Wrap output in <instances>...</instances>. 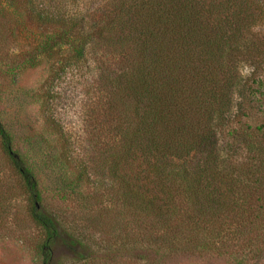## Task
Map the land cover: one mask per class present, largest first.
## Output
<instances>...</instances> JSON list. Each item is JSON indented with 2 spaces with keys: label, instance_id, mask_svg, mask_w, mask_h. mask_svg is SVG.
<instances>
[{
  "label": "trees",
  "instance_id": "trees-1",
  "mask_svg": "<svg viewBox=\"0 0 264 264\" xmlns=\"http://www.w3.org/2000/svg\"><path fill=\"white\" fill-rule=\"evenodd\" d=\"M19 2L28 23L56 37L51 49L71 47L62 68L97 50L105 54L99 125L109 140L99 146L98 164L74 160L59 122L45 115L43 123L58 137L59 163L91 190L81 209L94 217L82 219L106 247L94 251L77 226L44 209L38 182L1 120L0 153L16 184L9 177L14 186L4 192L0 185V227L6 203L24 194L43 233L41 264H63L53 256L57 247L75 264H98L137 246L147 256L264 249V122L242 121L244 103L228 119L234 95L264 101V93L240 85L238 71L259 57L249 36L261 1L105 0L92 10L63 12ZM194 154L201 155L198 164L183 165ZM135 164L142 168L131 174Z\"/></svg>",
  "mask_w": 264,
  "mask_h": 264
},
{
  "label": "rangeland",
  "instance_id": "rangeland-1",
  "mask_svg": "<svg viewBox=\"0 0 264 264\" xmlns=\"http://www.w3.org/2000/svg\"><path fill=\"white\" fill-rule=\"evenodd\" d=\"M34 1L35 5L49 11L60 9L62 12L92 10L105 2ZM260 1L259 11L253 12L254 23L249 36L259 48V57L256 62L241 63L238 71L240 85L247 84L253 91L258 89L264 93V0ZM19 3V0H0V120L13 136V148L23 156L38 182L44 209L68 226H77L76 231L85 245L96 252L105 251L102 234L82 219L86 213L90 218L94 217V214L81 209L82 197L90 195L88 192L91 190L87 192L84 186L77 184L71 171L59 163L58 137L43 123L45 115L59 122L69 140L74 160L88 163L90 167L98 164L99 146L109 140L107 132H103L99 125L104 94L98 76L107 66L105 54L97 50L87 55L85 60L62 68L63 57L70 53L71 47L64 44L61 48L56 46V49H51L56 37L28 23ZM233 100L228 118L230 121L244 103L245 109L242 111L248 113V118L243 117L242 121L264 122V101L255 99L252 102L238 95H234ZM217 138V145L221 146V137L217 135ZM200 158V154H194L181 162L192 168ZM4 160L0 153V163L6 167L0 173V185H4L1 190L5 192L7 184L14 186L9 177L15 184L16 177ZM136 165L130 168L131 174H137L142 168ZM9 202L2 213L0 264H41L38 244L43 233L30 219V205L25 195L17 194ZM125 247L131 249V244ZM53 256H61L63 264H75L61 247L54 250ZM112 256V259L99 257L95 261L98 264H145L148 260L161 264H237L238 261L243 264H264V249L260 244L248 252L233 249L228 255L162 252L147 256L137 246L130 253L122 251L118 256Z\"/></svg>",
  "mask_w": 264,
  "mask_h": 264
}]
</instances>
